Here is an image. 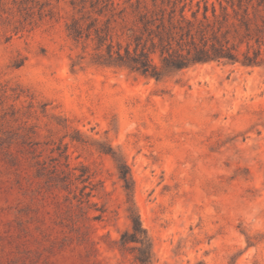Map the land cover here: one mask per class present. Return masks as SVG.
Masks as SVG:
<instances>
[{
    "label": "rangeland",
    "instance_id": "1",
    "mask_svg": "<svg viewBox=\"0 0 264 264\" xmlns=\"http://www.w3.org/2000/svg\"><path fill=\"white\" fill-rule=\"evenodd\" d=\"M74 13L0 0V264H137L119 249L130 222L109 148L156 264H264V68L158 82L100 66L68 36ZM54 166L71 193L48 187Z\"/></svg>",
    "mask_w": 264,
    "mask_h": 264
},
{
    "label": "trees",
    "instance_id": "2",
    "mask_svg": "<svg viewBox=\"0 0 264 264\" xmlns=\"http://www.w3.org/2000/svg\"><path fill=\"white\" fill-rule=\"evenodd\" d=\"M70 5L75 13L66 24L68 36L84 51L92 46V60L100 66L158 82L214 62L264 68V0H70ZM11 144L0 136V152ZM105 153L115 161L127 196L130 224L119 249L137 264H156L151 237L133 201L130 169L113 148ZM50 175L49 188L69 191V174L54 166ZM86 188L82 196H89Z\"/></svg>",
    "mask_w": 264,
    "mask_h": 264
}]
</instances>
